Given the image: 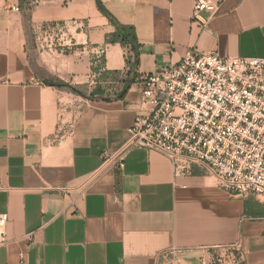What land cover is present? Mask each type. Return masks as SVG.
<instances>
[{
	"label": "crops",
	"instance_id": "crops-1",
	"mask_svg": "<svg viewBox=\"0 0 264 264\" xmlns=\"http://www.w3.org/2000/svg\"><path fill=\"white\" fill-rule=\"evenodd\" d=\"M219 1L202 28L194 0H102L139 43L138 78L119 99L130 46L106 41L116 25L96 0H0V213L9 215L0 264H156L171 248L193 249L183 263L199 264L201 248L238 241L244 264H264V201L209 174L175 178L165 155L127 147L143 76L189 50L264 57V0ZM51 23L72 48H36L33 28ZM93 66L118 74L92 86Z\"/></svg>",
	"mask_w": 264,
	"mask_h": 264
},
{
	"label": "built area",
	"instance_id": "built-area-1",
	"mask_svg": "<svg viewBox=\"0 0 264 264\" xmlns=\"http://www.w3.org/2000/svg\"><path fill=\"white\" fill-rule=\"evenodd\" d=\"M219 6V0H194L192 19L207 28ZM33 32L42 50L74 46L63 24L36 26ZM103 52L100 47L96 53L101 58ZM126 55L134 57L131 49ZM141 80L140 110L130 127L128 148L165 155L175 178L209 174L232 195L264 201V57L189 50L178 63ZM114 163L124 167V152ZM8 220V213L1 212L0 252L8 241ZM187 251L193 249L165 250L156 264H184L182 254ZM201 251L199 264H244L239 241Z\"/></svg>",
	"mask_w": 264,
	"mask_h": 264
},
{
	"label": "trees",
	"instance_id": "trees-1",
	"mask_svg": "<svg viewBox=\"0 0 264 264\" xmlns=\"http://www.w3.org/2000/svg\"><path fill=\"white\" fill-rule=\"evenodd\" d=\"M96 2H97V5H98L100 11L104 15L109 17V19L116 25V30L111 35L107 36L106 41L108 43H121L123 45L130 46V49L134 53L133 58H130V57L127 58L128 70H127L126 76L123 80L124 87L117 96V98L121 99L127 93L130 84L138 78L137 74H134L132 76V72L135 69H137L138 64H139V43L137 41L136 32H135L134 27L115 23L113 17L111 16V14L107 10V8L104 6L102 0H96ZM99 70H100V66H93L94 72H98ZM109 74H118V73L117 72L110 73V72H107L106 70H102L100 72V78L103 80ZM45 82L47 84L58 86V87H66V88H69L70 90L77 92L81 95H85L76 86H74L70 83H67L63 80H52V81L47 80ZM97 89H98V91L95 92ZM96 90L92 91L89 94L90 98H95V94L102 95V92L100 91L99 88H96ZM103 99H107V98L104 97ZM245 207H246V212L251 214L252 212L249 209H247V207H248L247 203H245ZM252 214L253 215H259L260 213L259 212H253Z\"/></svg>",
	"mask_w": 264,
	"mask_h": 264
},
{
	"label": "rangeland",
	"instance_id": "rangeland-1",
	"mask_svg": "<svg viewBox=\"0 0 264 264\" xmlns=\"http://www.w3.org/2000/svg\"><path fill=\"white\" fill-rule=\"evenodd\" d=\"M33 38H34V42H35V46H36V48L37 49H41L42 50V48H41V44H40V41H38L37 39H36V37H35V34H34V32H33ZM59 50H61V48L59 47L58 48ZM64 51H67V49H65ZM92 81V86H94V84H95V82L97 81V79H95V78H92V79H90V82ZM94 81V82H93ZM80 90V89H79ZM77 93V92H76ZM79 94V93H78ZM81 95V94H80Z\"/></svg>",
	"mask_w": 264,
	"mask_h": 264
}]
</instances>
